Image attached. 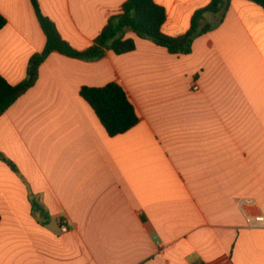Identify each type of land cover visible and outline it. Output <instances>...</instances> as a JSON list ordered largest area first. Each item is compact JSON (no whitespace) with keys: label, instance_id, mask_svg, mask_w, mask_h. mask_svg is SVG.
Returning <instances> with one entry per match:
<instances>
[{"label":"crops","instance_id":"0c3cea01","mask_svg":"<svg viewBox=\"0 0 264 264\" xmlns=\"http://www.w3.org/2000/svg\"><path fill=\"white\" fill-rule=\"evenodd\" d=\"M124 1L38 3L82 50ZM154 1L169 36L210 2ZM0 14V75L18 84L46 36L31 0H0ZM204 22L188 55L127 33L133 52L46 58L0 116V153L17 168L0 160V264H264V228L247 223L264 216V9L229 0ZM110 82L140 118L116 136L80 96Z\"/></svg>","mask_w":264,"mask_h":264},{"label":"trees","instance_id":"16d2710c","mask_svg":"<svg viewBox=\"0 0 264 264\" xmlns=\"http://www.w3.org/2000/svg\"><path fill=\"white\" fill-rule=\"evenodd\" d=\"M229 0H210L196 10L191 18L189 29L182 35L169 36L163 32L167 13L165 7L154 0H125L118 15L109 19L92 45L79 50L64 40L55 23L45 16L38 0H31L40 26L46 36V44L41 52L35 53L28 62L27 76L18 84H10L0 75V116L3 115L22 95L31 89L38 79L39 68L46 58L56 52L80 60H96L105 56L107 51L122 55L136 50V42L126 37L131 32L139 38L148 39L164 47L173 55H188L192 52L194 40L209 32L213 26L204 22L206 14H218ZM264 9V0H249ZM6 25V19L0 14V30ZM80 96L91 106L106 132L110 136L123 134L136 126L140 118L124 88L110 82L101 87L84 86ZM0 160L13 170L17 168L12 161L0 153ZM34 210L40 208L38 200L31 195Z\"/></svg>","mask_w":264,"mask_h":264},{"label":"built area","instance_id":"2783aa9c","mask_svg":"<svg viewBox=\"0 0 264 264\" xmlns=\"http://www.w3.org/2000/svg\"><path fill=\"white\" fill-rule=\"evenodd\" d=\"M194 89H198V87L195 86ZM247 223L251 227L264 228V216L263 215H257L255 217H247ZM60 229H61L62 232H67L68 231V227H67V225L65 223H63L60 226Z\"/></svg>","mask_w":264,"mask_h":264},{"label":"rangeland","instance_id":"374dc122","mask_svg":"<svg viewBox=\"0 0 264 264\" xmlns=\"http://www.w3.org/2000/svg\"><path fill=\"white\" fill-rule=\"evenodd\" d=\"M209 17H211V16H209ZM127 33H131V32H127ZM127 33H126V34H127Z\"/></svg>","mask_w":264,"mask_h":264}]
</instances>
